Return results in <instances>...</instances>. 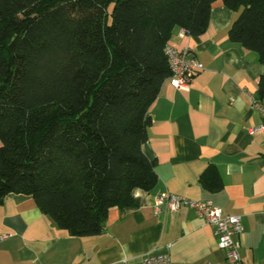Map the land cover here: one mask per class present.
Instances as JSON below:
<instances>
[{
    "label": "trees",
    "instance_id": "obj_1",
    "mask_svg": "<svg viewBox=\"0 0 264 264\" xmlns=\"http://www.w3.org/2000/svg\"><path fill=\"white\" fill-rule=\"evenodd\" d=\"M217 1L235 14L230 40L264 65V0H0V207L30 195L88 237L153 190L143 145L172 75L166 48L176 27L205 34ZM200 183L223 190L213 166Z\"/></svg>",
    "mask_w": 264,
    "mask_h": 264
},
{
    "label": "crops",
    "instance_id": "obj_2",
    "mask_svg": "<svg viewBox=\"0 0 264 264\" xmlns=\"http://www.w3.org/2000/svg\"><path fill=\"white\" fill-rule=\"evenodd\" d=\"M234 18L217 1L205 34L173 31L169 46L190 49L204 70L187 90L174 88L168 79L150 109L143 151L156 161L155 188L135 189L134 205L112 208L104 231L88 237L59 228L32 196L9 194L0 207V234L11 237L0 247V264L137 263L149 254L188 264L225 260L214 227L193 209L155 213L157 198L164 194L211 201L224 215L240 216L241 258L248 264L264 261V132H251L264 125L259 90L264 65L255 52L230 40ZM211 166L221 176L220 192L200 183Z\"/></svg>",
    "mask_w": 264,
    "mask_h": 264
},
{
    "label": "built area",
    "instance_id": "obj_3",
    "mask_svg": "<svg viewBox=\"0 0 264 264\" xmlns=\"http://www.w3.org/2000/svg\"><path fill=\"white\" fill-rule=\"evenodd\" d=\"M166 54L170 61L172 72L169 78L171 85L178 90L190 89L196 75L204 70V66L190 49L177 50L167 46ZM264 112L263 108H260ZM252 133L264 132V125L251 130ZM183 207L193 209L200 217L213 226L218 239L220 250L226 254L225 260L221 262L205 261L200 264H248L240 255L241 244L236 240V236L244 232L242 218L238 215H224L222 209L215 206L211 201H194L180 195L164 194L157 198L155 213L160 214L167 211H178ZM11 237L10 234L0 235V247ZM112 264H188L174 262L168 255L144 256L139 262L132 263L127 259ZM257 264H264L263 262Z\"/></svg>",
    "mask_w": 264,
    "mask_h": 264
},
{
    "label": "bare ground",
    "instance_id": "obj_4",
    "mask_svg": "<svg viewBox=\"0 0 264 264\" xmlns=\"http://www.w3.org/2000/svg\"><path fill=\"white\" fill-rule=\"evenodd\" d=\"M1 235V234H0Z\"/></svg>",
    "mask_w": 264,
    "mask_h": 264
}]
</instances>
